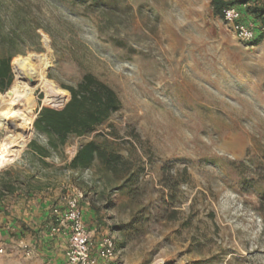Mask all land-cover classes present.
<instances>
[{
	"label": "rangeland",
	"instance_id": "1",
	"mask_svg": "<svg viewBox=\"0 0 264 264\" xmlns=\"http://www.w3.org/2000/svg\"><path fill=\"white\" fill-rule=\"evenodd\" d=\"M76 3L0 0L2 10L19 4L15 55L47 57L30 109L18 106L32 118L28 136L0 168V183L13 180L21 194H7L0 209V264L29 262L15 251L20 232L11 224L27 183L52 204L81 189L93 237L116 241L111 264H264V38L238 39L210 0ZM87 72L120 99L102 128L111 131L106 150L121 157L78 172L58 157L47 158L53 166L32 162L25 150L41 139L37 110L56 100L43 89L75 85ZM7 135L17 133L0 126V140Z\"/></svg>",
	"mask_w": 264,
	"mask_h": 264
},
{
	"label": "trees",
	"instance_id": "2",
	"mask_svg": "<svg viewBox=\"0 0 264 264\" xmlns=\"http://www.w3.org/2000/svg\"><path fill=\"white\" fill-rule=\"evenodd\" d=\"M61 3H76L81 0H59ZM97 0H90V5H95ZM77 4V3H76ZM213 12L223 17V9L235 7L240 10V21H253L257 30L251 44H258L264 38V0H210ZM19 4L7 6L2 10L0 6V92L4 93L13 81L12 62L20 39L21 19ZM263 28V29H262ZM45 83L40 86L43 88ZM45 91V98L56 100L45 101L52 104H43L37 110L33 121L35 133L41 137H34L27 143L26 153L32 162L41 166H53L47 158L58 157L63 160L60 168L71 172H78L90 168L94 161L101 159L110 165L121 157L119 152L106 150L110 130H103L111 114L119 109L121 102L112 87L100 80L94 74L87 72L75 85L58 88L51 82ZM70 93L69 99L62 103ZM109 125V124H107ZM90 136L87 140L82 138ZM101 138V141L98 140ZM77 139V148L73 156L68 159L66 147ZM34 177V174L30 175ZM26 190L20 186L22 194L28 197L31 183H27ZM17 188L13 180L3 179L0 183V209L7 194H13ZM56 204V203H54ZM21 219L14 217L13 226L19 223L17 230L23 232L24 224Z\"/></svg>",
	"mask_w": 264,
	"mask_h": 264
},
{
	"label": "built area",
	"instance_id": "3",
	"mask_svg": "<svg viewBox=\"0 0 264 264\" xmlns=\"http://www.w3.org/2000/svg\"><path fill=\"white\" fill-rule=\"evenodd\" d=\"M241 12L235 7L223 9V19L230 24L238 39L250 41L254 38L257 26L249 20L240 21ZM263 29V28H262ZM84 192L76 187L63 196L62 203L51 206L47 235H63L66 237L65 257L68 264H109L116 258V241L109 234L93 237L91 227L84 219ZM25 254H30L29 245L20 241ZM3 248H0V252ZM98 260L101 263H98Z\"/></svg>",
	"mask_w": 264,
	"mask_h": 264
},
{
	"label": "bare ground",
	"instance_id": "4",
	"mask_svg": "<svg viewBox=\"0 0 264 264\" xmlns=\"http://www.w3.org/2000/svg\"><path fill=\"white\" fill-rule=\"evenodd\" d=\"M46 62L47 57L43 54L35 57L17 54L13 59V81L4 93L0 92V126L13 129L17 135L14 138L7 135L0 140V168L16 155V150L12 147L21 146L28 136L22 131L30 129L32 118L27 117L23 112H19L18 106L23 101L26 104V111L30 109L29 96L32 88L43 82L42 68ZM27 72L32 74V79L26 74Z\"/></svg>",
	"mask_w": 264,
	"mask_h": 264
},
{
	"label": "crops",
	"instance_id": "5",
	"mask_svg": "<svg viewBox=\"0 0 264 264\" xmlns=\"http://www.w3.org/2000/svg\"><path fill=\"white\" fill-rule=\"evenodd\" d=\"M26 190V189H25ZM44 189L38 191V189H30L29 195L31 197L26 198L24 196L21 200L14 201L17 208L18 218L22 219V221L26 222L25 227H32L34 230L25 231V234H18L19 242H26L30 249V254H25L24 249L20 246H15L17 249L15 250L24 258L29 260L28 264H68L65 257V249H66V237L63 235H55L48 236L47 235V227L50 218V209L53 205L54 198L43 196ZM19 190H16L13 193V198L18 199L21 194L15 195ZM22 193V191H21ZM58 200V196L55 197ZM19 203V204H17ZM60 203V201H58ZM50 204H52L50 206ZM85 219V217H84ZM21 221V222H22ZM19 226V223L16 224ZM27 230V229H26ZM24 232V231H23ZM10 248V247H8ZM14 252V250L10 249V253ZM6 253V251L4 252ZM98 263H101L98 260ZM109 264H111L109 262Z\"/></svg>",
	"mask_w": 264,
	"mask_h": 264
},
{
	"label": "water",
	"instance_id": "6",
	"mask_svg": "<svg viewBox=\"0 0 264 264\" xmlns=\"http://www.w3.org/2000/svg\"><path fill=\"white\" fill-rule=\"evenodd\" d=\"M26 74L29 76L30 79L33 78L32 74H30V73H28V72H27Z\"/></svg>",
	"mask_w": 264,
	"mask_h": 264
}]
</instances>
